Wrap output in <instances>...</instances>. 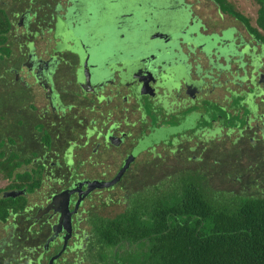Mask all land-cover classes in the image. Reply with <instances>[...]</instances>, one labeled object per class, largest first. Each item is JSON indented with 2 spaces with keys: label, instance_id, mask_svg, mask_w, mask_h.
<instances>
[{
  "label": "flooded vegetation",
  "instance_id": "obj_1",
  "mask_svg": "<svg viewBox=\"0 0 264 264\" xmlns=\"http://www.w3.org/2000/svg\"><path fill=\"white\" fill-rule=\"evenodd\" d=\"M192 1L0 0V264H143L114 218L264 150V39Z\"/></svg>",
  "mask_w": 264,
  "mask_h": 264
},
{
  "label": "trees",
  "instance_id": "obj_2",
  "mask_svg": "<svg viewBox=\"0 0 264 264\" xmlns=\"http://www.w3.org/2000/svg\"><path fill=\"white\" fill-rule=\"evenodd\" d=\"M216 1L264 39L232 3ZM255 1L264 29V0ZM177 184L179 192L154 201L149 218L136 204L114 218L104 233L109 243L127 241L125 253L151 257L143 264H264V196L213 193L194 178Z\"/></svg>",
  "mask_w": 264,
  "mask_h": 264
},
{
  "label": "rangeland",
  "instance_id": "obj_3",
  "mask_svg": "<svg viewBox=\"0 0 264 264\" xmlns=\"http://www.w3.org/2000/svg\"><path fill=\"white\" fill-rule=\"evenodd\" d=\"M228 1H230L234 5L235 9L247 15L252 24L254 23L253 17L255 14V8L257 7V3L255 0H228ZM193 7L196 6L193 5ZM177 9L181 10L184 13H187L186 15H188V12L184 10L183 6L178 7ZM202 12L203 14H207L209 16H213L214 14V11H212L209 7L204 8ZM230 21L231 18L227 14H225L224 23ZM193 26H195V22H193V24L190 25V27ZM237 28L243 30L242 26L240 25H237ZM211 29H212L211 26H209L207 29H204L205 33H209ZM252 51L253 53L256 54V57L257 56L264 57V47L259 46L257 49H253ZM224 115L226 116V114ZM236 116H238L237 120H239V125H240L241 122L243 121V118L241 114L235 115V117ZM262 130H264V128L261 129V132ZM234 152L231 151L230 153V155L233 154L232 155L234 157L233 160L226 161L222 159V163L219 164H217L218 161H216V163L207 162L208 164L206 165L208 171L207 178L203 180L207 189L209 191H215V192L220 191L221 193H225V194L236 193L240 195L264 196V150H260V148H255V147L248 148L245 143H242L240 148L237 150V152L236 153ZM214 155L215 154L210 152L209 150V156H208L209 159ZM166 169L167 167L160 166L158 172L161 173L162 171H166ZM151 180L149 179L143 182L133 181L132 183H130V185L131 188L140 187L145 184H150L152 182ZM112 210L114 211L116 209L112 207Z\"/></svg>",
  "mask_w": 264,
  "mask_h": 264
},
{
  "label": "water",
  "instance_id": "obj_4",
  "mask_svg": "<svg viewBox=\"0 0 264 264\" xmlns=\"http://www.w3.org/2000/svg\"><path fill=\"white\" fill-rule=\"evenodd\" d=\"M226 35V34H225ZM249 65L250 67H256L257 66V62L256 60L254 59V57L252 56V60L249 62Z\"/></svg>",
  "mask_w": 264,
  "mask_h": 264
},
{
  "label": "crops",
  "instance_id": "obj_5",
  "mask_svg": "<svg viewBox=\"0 0 264 264\" xmlns=\"http://www.w3.org/2000/svg\"><path fill=\"white\" fill-rule=\"evenodd\" d=\"M256 9H257V7L255 8V14H254V17H253V19L255 18V16H256Z\"/></svg>",
  "mask_w": 264,
  "mask_h": 264
}]
</instances>
